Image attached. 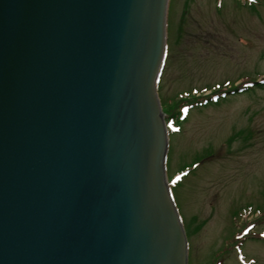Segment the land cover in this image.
<instances>
[{
  "label": "water",
  "instance_id": "water-1",
  "mask_svg": "<svg viewBox=\"0 0 264 264\" xmlns=\"http://www.w3.org/2000/svg\"><path fill=\"white\" fill-rule=\"evenodd\" d=\"M169 4L0 0V264H188L157 92Z\"/></svg>",
  "mask_w": 264,
  "mask_h": 264
},
{
  "label": "rangeland",
  "instance_id": "rangeland-1",
  "mask_svg": "<svg viewBox=\"0 0 264 264\" xmlns=\"http://www.w3.org/2000/svg\"><path fill=\"white\" fill-rule=\"evenodd\" d=\"M168 20L157 92L188 264H264V83L189 100L264 78V0H170Z\"/></svg>",
  "mask_w": 264,
  "mask_h": 264
},
{
  "label": "trees",
  "instance_id": "trees-1",
  "mask_svg": "<svg viewBox=\"0 0 264 264\" xmlns=\"http://www.w3.org/2000/svg\"><path fill=\"white\" fill-rule=\"evenodd\" d=\"M263 83H264V78L261 79L259 82L254 81V80H249V81H245L241 86L240 85L239 86L233 85V86H231L230 89H227V90L220 89L219 93L226 92V95L233 94V93H238V92H241L242 90H244V91L245 90H251L253 88V86L262 87L263 86ZM219 97H221V95L218 94V98ZM183 98H185V97H183ZM190 98L191 99H189V100H192L193 99L194 104H196L195 102H197V103L205 102V100L212 101V98L210 96H207V97L205 96V98H200V97L196 98V97H194V95H192ZM180 113H181V109L180 108L177 109V110H173L170 113V115H171L170 117L176 118V120H178L177 118H179Z\"/></svg>",
  "mask_w": 264,
  "mask_h": 264
},
{
  "label": "flooded vegetation",
  "instance_id": "flooded-vegetation-1",
  "mask_svg": "<svg viewBox=\"0 0 264 264\" xmlns=\"http://www.w3.org/2000/svg\"><path fill=\"white\" fill-rule=\"evenodd\" d=\"M168 14H169V9H168ZM168 25H169V20L167 19V29H168ZM167 37H168V35H167ZM169 51H170V44H168V42H167V51H166V58H165V63H166V61H167V59H168V57H169ZM164 63V64H165ZM168 180L169 181H172L171 182V190H172V186H173V178H170V177H168ZM172 194H173V192H172ZM174 197V196H173ZM183 222V221H182ZM248 237V235H246V237L245 238H247Z\"/></svg>",
  "mask_w": 264,
  "mask_h": 264
}]
</instances>
